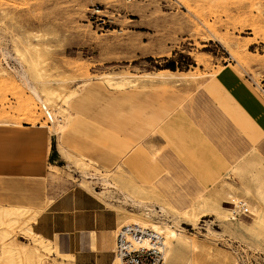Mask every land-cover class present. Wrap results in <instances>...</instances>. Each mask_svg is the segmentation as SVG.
Segmentation results:
<instances>
[{"label":"rangeland","instance_id":"obj_1","mask_svg":"<svg viewBox=\"0 0 264 264\" xmlns=\"http://www.w3.org/2000/svg\"><path fill=\"white\" fill-rule=\"evenodd\" d=\"M15 47L23 53L24 67L31 75L42 73L57 93L55 103L65 108L59 115L66 127L57 135L48 132L40 102L12 70L18 67ZM1 49L13 57L6 63L0 52V206H41L46 197L56 198L72 186L101 189L108 203L102 201L117 214L115 228L143 218L170 224L176 219L198 244L189 264H264V191L257 194L264 135L253 136V127L264 119V0H0ZM228 72L256 90L261 103L242 106L234 119L216 116L214 122L199 104L207 93L193 84L207 85ZM106 74L122 75L127 83L114 88ZM70 91L76 95L63 105L60 96ZM132 91L146 93V117L152 120L136 141L123 137L127 132L117 130L110 123L113 114H107L118 94ZM123 139L126 155L110 157ZM146 142L149 148L142 146ZM151 151L169 188H156L155 167L145 173L154 162ZM251 159L258 167L247 173L245 166L235 168ZM220 161L230 165L198 198L214 202L219 211L199 210L194 223L177 217L157 190L181 197L204 193V174ZM80 162L93 178L81 176ZM102 177L111 182L107 188ZM116 186L136 199L162 204L170 218L157 213L147 218L144 209L112 195ZM238 199L247 203V215L230 210ZM223 211L235 216L237 232L225 229ZM1 218L0 264H5V243L23 246L25 254L30 245L19 225ZM114 235L113 229L111 250ZM52 239L62 252V240ZM72 261V254L39 248L32 264Z\"/></svg>","mask_w":264,"mask_h":264},{"label":"crops","instance_id":"obj_2","mask_svg":"<svg viewBox=\"0 0 264 264\" xmlns=\"http://www.w3.org/2000/svg\"><path fill=\"white\" fill-rule=\"evenodd\" d=\"M193 85L203 88L202 90L207 93V95L200 98L199 104L204 108L207 116H213L214 122L217 121L216 116H220L222 119H234L238 113L241 114L240 109L242 106L261 103L256 90L251 89L249 85L231 72L223 74L207 85L203 82L199 85L198 83ZM145 94V92L136 91L118 94L115 103L107 111V114L112 113L115 119V122L110 121V123H115L117 130L127 132V135L121 132L127 140L136 141L140 139L146 128L151 125L152 120L148 118L150 114L148 108L150 106L144 103ZM140 104H143V106L140 107ZM135 108L139 109L138 113L135 112ZM262 135H264V119H260L259 125L253 127V136ZM37 136H33L32 139L37 140ZM127 143L124 140L118 147H113V152L108 153L111 154L110 157H115L121 151L124 152L121 157L125 156L128 149ZM142 146L150 147L148 142L143 143ZM150 155L153 156L154 162L145 173L150 171L152 166L155 167V170L158 171L155 179L156 188L159 186L169 188V181L159 177L161 166L155 161L154 152L151 151ZM239 164L245 166L244 173L251 171L253 167H258V162L253 159L242 160ZM228 165H230L229 162L220 161L204 174V193L198 191L192 194L190 192L181 197L178 194H168L165 189L157 190V192L168 202L180 207L185 206L200 195H204L212 187L213 180L220 176ZM259 175L263 177L264 171ZM102 192L101 189L91 191L80 186H72L56 198L55 196L53 198L46 197L50 199L51 203L32 222V229L45 238L52 239L58 236L65 247V249H62L58 243L60 250L64 254L73 255V264H109L112 258L111 232L115 229L117 214L104 203H108L104 198L107 193L101 194ZM116 193H112V195L117 196L122 201L121 194Z\"/></svg>","mask_w":264,"mask_h":264},{"label":"bare ground","instance_id":"obj_3","mask_svg":"<svg viewBox=\"0 0 264 264\" xmlns=\"http://www.w3.org/2000/svg\"><path fill=\"white\" fill-rule=\"evenodd\" d=\"M31 48L35 49V47H33V46H31ZM0 52H1L2 58L4 59V61L6 63H7V61H6L7 57L8 58L10 57V59L13 57L10 54L11 52H8L7 49L6 50L1 49ZM14 52L16 55H18V57L16 59V61L18 63V67L12 68L13 72L15 73L16 77L19 79L21 84H23V86L28 89V91L35 97V99L40 102L41 107L44 110V113L48 119V121L45 125L48 128V132L51 135H55V134L57 135L58 133L62 132L64 130V128L66 127V121L64 120L65 117L59 115V113L63 112L65 110V108L61 105L57 106V104L55 103L53 97H56L57 93L55 92L54 89H51L47 85V83H49L48 80L44 81V78H45L44 75L40 72H37V73L31 75L29 70H27L24 67V65L21 61V60H23V53L21 52V50H19L17 47H15ZM14 60H15V58H14ZM36 61L37 60L35 59L34 63H36ZM119 76H120V77H118L119 79H115L114 76L112 77L110 75H107L104 78H105V81L110 86L120 89V88H123L125 86V84L127 83V78L122 76V75H119ZM144 76H146V77H161V78L166 77L163 75H154V74H145ZM38 87H40V88L38 89ZM75 95H76V91H70L68 93L61 95L60 100L62 101L63 105H67V103L70 101V99H72ZM53 104H55L56 107ZM74 162L79 164L78 163L79 161L77 162L76 160H74ZM80 165H81V171H80L81 176L84 178H89L90 176L87 174L85 169H83V166L85 165L84 162H80ZM243 167H244L243 164L235 165V168L239 171H242ZM90 178H93V177H90ZM100 179L102 180L104 185H106L105 186L106 188L108 187L107 185L108 184L110 185V183H111L110 180H108L104 177H102ZM112 179H113V177L111 178V180ZM115 180H114V182H115ZM125 182L126 181L123 182L124 183L123 186H124L125 190H128V184ZM120 184H122V182ZM113 188H114V190L115 189L117 190L115 192H119L121 194L122 201L124 203H129L130 205L132 204L138 208L144 209V214L147 218H150V214H152V213H154V214L157 213V215L167 216L168 211H167L166 207L163 206L162 204H157V205L150 204V202H148V201L145 202L144 200H142V198L141 199L134 198V196L132 195L133 193L132 194H130L129 192L126 193L127 191H125V190L123 191L122 188L121 189L117 188V186L113 187ZM257 190L259 193L264 191V176L263 177H261V175L259 176ZM243 191H245V193H248V189L245 186L243 188ZM200 197H202V195H200L198 198H200ZM198 198L195 199L197 201L190 202L189 204L182 206V207L177 206L176 204H173L171 202H169L168 205H170V208L176 212L177 217L186 218L187 220L192 221V223H194V220L191 218L196 216V213L199 210L204 212L205 209L210 208L213 211H216V212L219 211V208L217 207V205L214 202L211 203L209 200H205V199H204V201H200ZM214 198H215V196H214ZM234 200H235V198H234ZM49 203H51L50 199L45 198L42 206H36V205L31 206V205H25V204L0 206V222L2 219L1 217L7 216L9 218L8 221L11 222V224H13V225L17 224L16 227H18V225H19L21 227V230H23V234L26 237H28L29 245H30L29 248L27 249L28 251L25 254L23 246L20 245V247H15V246L11 247V246H9V244H6L4 242L5 246L8 245L5 247V250L1 249V252H4L3 258L5 261L4 262L5 264H32L35 257L37 256V250L39 248L46 249L49 252H51L52 254L67 255V254H64V253L60 252L59 250H57L55 242L52 239L45 238L44 236H42L39 233H36V231H34L32 229L31 223L40 214L42 209L45 208V205H47ZM231 203L234 204L235 206H237L238 204H244V206L247 209L249 208L247 206V203L245 201H243L242 199H238V200H236V202L231 201ZM163 204H165V203H163ZM166 204H167V202H166ZM157 207L159 209H157ZM230 210L232 211V213H234V211L235 212L238 211L234 208H231ZM248 213H249V210H248ZM202 215H204V214H202ZM167 217H169V216H167ZM234 217L228 216L224 211L222 213H220V220H221V222H223L225 229H227L231 232H234L237 227H240V225L237 224L236 221H234L235 220ZM130 219H133V218H130ZM127 220H129V219H127ZM127 220H126V222H127ZM172 220H174V219H172ZM165 221L166 220L161 221V223H158L155 220L152 221L150 219L143 218V219H137L136 221L129 222V223L139 224L140 226L149 228L152 231H154V233L161 235L162 245H159V249L162 251V257H163L164 264H165L166 260H167L166 263L169 262V264L170 263L171 264H189V254L192 255V253L194 251H196V249L198 248V244L194 240L195 238L193 239L192 238L193 236L190 237L189 235H187L184 232L183 227L178 223V221L176 219L172 222V224H170L169 222H165ZM129 223L127 222V223L121 224L120 226L125 225V224H129ZM2 224H4V223H2ZM120 226L116 227L114 230L117 231ZM4 230H2V231H4ZM4 232H6L5 234L9 233L7 231H4ZM235 232H237V230ZM3 236H4V234H3ZM141 242H142V245H145V246H152L153 245V242H150V240L148 238L143 239ZM1 245L4 246V244H1ZM201 246H202V244H201ZM1 255H2V253H1ZM190 264H191V261H190Z\"/></svg>","mask_w":264,"mask_h":264},{"label":"built area","instance_id":"obj_4","mask_svg":"<svg viewBox=\"0 0 264 264\" xmlns=\"http://www.w3.org/2000/svg\"><path fill=\"white\" fill-rule=\"evenodd\" d=\"M234 209L238 210L234 211L236 214H248L244 204L234 205ZM145 238L153 242V245H142L141 241ZM159 245H162L161 235L151 229L135 223L122 225L115 231L114 248L109 264H164Z\"/></svg>","mask_w":264,"mask_h":264}]
</instances>
